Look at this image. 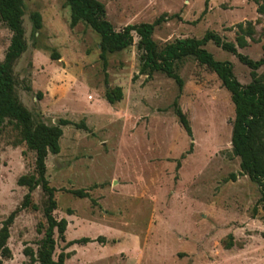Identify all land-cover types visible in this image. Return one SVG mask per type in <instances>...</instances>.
<instances>
[{"label": "rangeland", "instance_id": "374dc122", "mask_svg": "<svg viewBox=\"0 0 264 264\" xmlns=\"http://www.w3.org/2000/svg\"><path fill=\"white\" fill-rule=\"evenodd\" d=\"M99 1L115 30L162 18L152 35L159 49L207 31L235 43L236 25L250 22L252 38L236 50L252 60L264 57V14L257 12L264 0ZM23 3L26 50L13 65L20 102L34 122L85 124L63 126L59 153L46 157L53 214L67 220L64 241L54 234L53 258L64 252L65 264H264V201L232 152L234 106L217 76L192 56L175 63L181 91L162 72L140 74L135 34L132 45L107 55L103 70L99 36L83 22L70 27L65 0ZM35 11L42 19L37 31L30 20ZM10 37L0 21V61ZM204 48L230 62L242 85L251 81L250 69L235 54L211 41ZM256 72L264 80V64ZM115 87L122 99L109 104L105 92ZM174 101L189 120L191 137L177 121ZM34 156L5 122L0 227L27 192L17 179L33 173ZM44 201L37 187V209L16 215L7 242L11 257L0 256L2 264H39Z\"/></svg>", "mask_w": 264, "mask_h": 264}, {"label": "trees", "instance_id": "16d2710c", "mask_svg": "<svg viewBox=\"0 0 264 264\" xmlns=\"http://www.w3.org/2000/svg\"><path fill=\"white\" fill-rule=\"evenodd\" d=\"M255 2L259 4L258 0ZM65 3L70 8V27L83 22L99 36V58L103 70H106L107 55L132 45L135 34L137 48L141 51L140 74L151 77L153 72H162L174 80L178 90L181 91L183 79L176 71V62L192 56L200 65L213 72L221 85L229 92L234 106L231 129L232 152L240 160L241 173L248 175L253 182L258 184L259 200L264 201V80L256 72L264 64V57L252 60L236 50L237 47H245L247 38H252L253 30L250 22L236 25L235 43L225 40L216 32L207 31L199 39L179 38L159 49L152 35L155 26L162 21V18L152 23L128 24L120 30H115L106 18L105 5L99 0H65ZM257 12L264 14V5H259ZM23 15V0H0V21L11 32L9 45L0 61V131L5 122L10 124L35 155L33 173L21 175L17 179V185L26 187L27 192L23 195L20 205L1 222L0 256L4 259L11 257L7 245L10 235L9 228L20 211L28 208L37 209V205L32 202V192L40 187L45 197L42 210L45 225L35 261L39 264H65L66 253L60 252L56 259L53 258L54 234L56 232L58 238L64 241L67 220L57 219L53 214L57 204L54 198L55 188L50 186L46 178V157L48 153L53 155L59 153V140L63 126L73 124L79 128H85V124L83 121L74 124L67 119H59L56 124L34 122L31 113L20 102L15 91L13 65L26 50ZM30 20L35 31L41 29L42 19L39 12H32ZM209 41L222 50L235 54L238 60L250 69L251 81L248 84L242 85L236 79L230 62L214 59L213 55L204 48ZM105 98L109 104L120 101L122 99L121 88L106 90ZM173 109L178 123L191 137L189 120L176 101L173 103ZM71 192L79 197L86 196L83 190H72ZM83 240L87 241L86 238ZM72 243L67 242L66 245ZM23 253L32 257V253L27 248H24ZM0 264H2L1 260Z\"/></svg>", "mask_w": 264, "mask_h": 264}]
</instances>
